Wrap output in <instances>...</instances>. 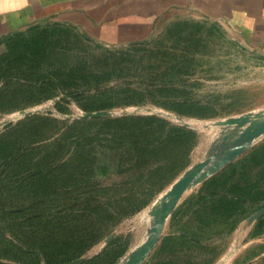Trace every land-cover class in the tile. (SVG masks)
<instances>
[{"label":"rangeland","instance_id":"1","mask_svg":"<svg viewBox=\"0 0 264 264\" xmlns=\"http://www.w3.org/2000/svg\"><path fill=\"white\" fill-rule=\"evenodd\" d=\"M114 37L0 42V264H264L263 47L196 15Z\"/></svg>","mask_w":264,"mask_h":264},{"label":"crops","instance_id":"2","mask_svg":"<svg viewBox=\"0 0 264 264\" xmlns=\"http://www.w3.org/2000/svg\"><path fill=\"white\" fill-rule=\"evenodd\" d=\"M187 15L216 19L244 45L264 46V0H0V42L48 20L138 40Z\"/></svg>","mask_w":264,"mask_h":264},{"label":"water","instance_id":"3","mask_svg":"<svg viewBox=\"0 0 264 264\" xmlns=\"http://www.w3.org/2000/svg\"><path fill=\"white\" fill-rule=\"evenodd\" d=\"M247 132H248V134H247V140H252V139H254L256 137H259L260 135L264 134V123L261 124V125L256 126L253 129H249ZM239 152H240V149H236L234 151V154H237ZM203 165H204L203 163L199 164L198 165V168L199 167H202ZM198 168L195 169V170H193V171H191V172H189V173H186L183 177H181L173 185V187L169 191L170 194H174L175 195V198H174L173 202L182 195V193L184 192V190L190 184H192L193 180L195 179V177L199 173ZM202 176H204V173L201 176H199L197 178V180L201 179ZM155 242H156V237L153 238V239H151V241H150V248L153 247V245L155 244ZM146 244H147V242L144 243L137 252H134V253L131 254L130 258L127 261V264H134V262L136 260L137 253L138 254H141V255H144V254H146L149 251L148 248L146 247Z\"/></svg>","mask_w":264,"mask_h":264},{"label":"bare ground","instance_id":"4","mask_svg":"<svg viewBox=\"0 0 264 264\" xmlns=\"http://www.w3.org/2000/svg\"><path fill=\"white\" fill-rule=\"evenodd\" d=\"M207 169H208V168H207ZM196 177H197V176H196ZM198 177H199V176H198ZM168 193H169V192H168ZM169 195H170V194H169ZM167 197H168V195H167ZM172 198H173V197H172ZM171 202H172V201H171ZM167 209H168V208H167ZM137 255H138V254H137ZM139 255H140V254H139ZM144 255H145V254H144ZM144 255H143V256H144ZM140 256H141V255H140ZM143 258H144V257H143ZM140 261H141V259H138L136 264H139Z\"/></svg>","mask_w":264,"mask_h":264},{"label":"built area","instance_id":"5","mask_svg":"<svg viewBox=\"0 0 264 264\" xmlns=\"http://www.w3.org/2000/svg\"><path fill=\"white\" fill-rule=\"evenodd\" d=\"M263 49H264V46H263Z\"/></svg>","mask_w":264,"mask_h":264}]
</instances>
